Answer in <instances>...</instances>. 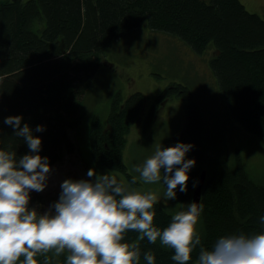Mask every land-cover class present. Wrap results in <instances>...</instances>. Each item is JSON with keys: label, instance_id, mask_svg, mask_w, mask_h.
Listing matches in <instances>:
<instances>
[{"label": "trees", "instance_id": "trees-1", "mask_svg": "<svg viewBox=\"0 0 264 264\" xmlns=\"http://www.w3.org/2000/svg\"><path fill=\"white\" fill-rule=\"evenodd\" d=\"M145 26L178 37L199 55L213 50L210 66L229 114L248 131L264 135V19L241 0H0V147L15 150L20 157L29 153L23 138L15 137L13 126L3 122L9 116H22L21 127L29 124L33 134L42 138L40 154L49 157L51 166L76 152L72 132L83 121V97L102 65H113L107 51ZM177 93L188 98L187 121L165 147L178 142L193 145L186 157L196 161L188 189L176 190V197L187 205L193 202L205 169L199 102L189 87L169 86L145 118L149 123L157 102ZM146 100L138 91L123 101L118 92L107 125L100 117L93 118L91 154L98 168L125 173L132 180L123 153ZM39 125L45 130L36 132ZM31 197L32 203L40 195L31 193ZM200 202L204 205L202 243L208 248L226 234L264 230V185L251 178L240 156L234 168L207 171ZM154 210L155 225L165 228L173 214L159 202ZM126 241L139 245L141 264H147L143 255L149 251L156 264H175L173 250L159 242L141 241L134 231L127 233ZM49 257L50 264H65V255L57 258L50 253ZM196 258L194 252L190 264Z\"/></svg>", "mask_w": 264, "mask_h": 264}, {"label": "clouds", "instance_id": "clouds-1", "mask_svg": "<svg viewBox=\"0 0 264 264\" xmlns=\"http://www.w3.org/2000/svg\"><path fill=\"white\" fill-rule=\"evenodd\" d=\"M22 121V116L3 121L13 126L15 137L23 138L29 153L20 157L15 150L0 147V264H50V253L57 258L65 255V264H141L139 245L126 241L131 231L141 241L173 250L175 264H190L194 252V264H264V230L226 234L211 248L204 246L198 227L204 210L201 202L185 205L165 228L157 227L154 206L159 197L132 187L135 176L126 184L112 172L90 169L87 178L65 179L58 200L47 211L32 207L31 193L46 189L52 167L49 157L40 154L42 138L29 124L21 127ZM44 130L43 125L35 129ZM192 148L183 142L157 146L135 172L143 183L162 181L165 199L174 200L177 188L188 189L189 172L196 163L186 158ZM143 258L156 264L151 251Z\"/></svg>", "mask_w": 264, "mask_h": 264}, {"label": "rangeland", "instance_id": "rangeland-1", "mask_svg": "<svg viewBox=\"0 0 264 264\" xmlns=\"http://www.w3.org/2000/svg\"><path fill=\"white\" fill-rule=\"evenodd\" d=\"M247 9L264 19V0H241ZM213 50L197 54L187 43L169 33L152 30L145 26L131 31L115 42L107 51L106 58L113 65H102L99 73L82 100L83 121L78 131L72 132L78 150L67 154L53 164L47 187L43 192H33L40 198L31 203L45 212L58 200L61 183L68 178H87L90 169L98 174L112 172L126 184L131 180L125 173L98 168L92 158L90 130L95 116L107 125L112 102L119 92L123 101L132 93L147 96L144 114L128 133L123 160L128 171L139 183L132 185L140 191H154L159 203L174 214L185 205L176 197L166 200L163 182L143 183L135 168L150 157L157 146H164L172 136H178L187 121L188 98L176 94L171 99H161L154 107L152 120L146 116L162 91L176 84L191 90L199 102L204 125V167L208 171L234 168L240 156L251 178L264 185V135L250 132L229 114L218 80L210 61ZM106 61V60H105ZM199 230L203 228L200 218Z\"/></svg>", "mask_w": 264, "mask_h": 264}, {"label": "water", "instance_id": "water-1", "mask_svg": "<svg viewBox=\"0 0 264 264\" xmlns=\"http://www.w3.org/2000/svg\"><path fill=\"white\" fill-rule=\"evenodd\" d=\"M205 178H206V172L204 171L203 174H202V177L200 179L199 185H198L197 189L195 190L194 197H193V202H197V203L200 202L202 187L204 185Z\"/></svg>", "mask_w": 264, "mask_h": 264}, {"label": "bare ground", "instance_id": "bare-ground-1", "mask_svg": "<svg viewBox=\"0 0 264 264\" xmlns=\"http://www.w3.org/2000/svg\"><path fill=\"white\" fill-rule=\"evenodd\" d=\"M204 168H205V167H204ZM204 171L206 172V175H207V171H208V170H207V169H204V170L202 171V173H203ZM205 180H206V178H205ZM204 183H205V182H204ZM196 189H197V188H196ZM196 189H195V190H196ZM194 193H195V192H194ZM193 197H194V195H193Z\"/></svg>", "mask_w": 264, "mask_h": 264}]
</instances>
